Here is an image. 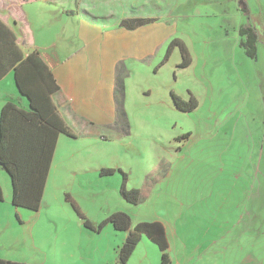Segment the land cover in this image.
Here are the masks:
<instances>
[{"label": "crops", "instance_id": "0c3cea01", "mask_svg": "<svg viewBox=\"0 0 264 264\" xmlns=\"http://www.w3.org/2000/svg\"><path fill=\"white\" fill-rule=\"evenodd\" d=\"M34 1L36 0H0V20L15 35L23 57L37 50L53 73L58 89L51 95V99L74 137L62 133L57 136L39 208L31 210L14 206L11 203V210H9L12 211L20 226L22 223L24 225L30 222L36 224L42 219L43 215L40 212L43 208L54 204L51 198L56 202L55 206L59 207H54L43 221L60 229L52 246L55 257L52 259L46 256L42 259L34 258L36 262L29 260L30 257L26 251L28 237L22 236L11 239L9 245L12 251L6 256H2L0 251V257L29 264H59V259H63L64 264H89L88 261L93 260L95 252H98L101 255L111 253V257L101 264H121L117 253L128 231L138 223L152 222H158L163 226L167 241L166 252L170 257L172 236L170 224L159 216L137 217L139 207L136 206L141 205L150 197L157 189V181L164 179L167 175L159 161L158 168L154 171L157 174L156 178L149 180L147 175L143 187H129L127 175L126 188L139 190L140 199L137 204H130L123 199L119 182L115 184L114 193L121 203L119 202L115 207L109 206L101 217L94 218L85 212L76 199V192L73 191L76 181L80 185L82 183L83 186L86 183V181L82 182L78 175L88 172L99 174L102 168H121L119 164H116V167L107 166L99 156L95 157L94 152L87 150L77 152L71 148L77 142L88 144L87 142L100 140H127L126 138L132 135L134 126H156L160 112L171 113L177 110L171 97L172 92L183 100H188L190 96L194 97L197 101V107L194 110L201 107L203 104L201 102L208 97V89L201 82H197L194 78L188 80V83L184 80L185 88L183 86L182 91H177L174 88L178 80L177 71L173 72L172 78L168 80L159 77L160 69L166 63L173 62L177 67L182 61L179 46H174L166 62L157 67L172 40H178L187 51L189 64L186 67H177L183 72L204 59L207 63L209 61L213 64L210 70L221 61L235 62L236 50L240 47L242 55L238 56H241V64L232 66V71L228 74L226 71L225 79L230 82L228 85L234 79L240 83L244 82V77H250L251 72L244 68L246 65L244 58L249 57L240 46L242 38L239 35V29L250 26L259 34L256 56L254 59L249 58L255 62L258 61L260 48H264L262 34L264 0H242L248 14L241 10L238 0H229L230 6L224 5L226 0H206L205 5L198 7L195 12L201 16L219 17L221 22L198 24V27L194 24L191 31H193L195 40L184 33L179 35L170 22V17L178 6L183 9L191 5L192 1H186L185 4L184 0L181 5L177 0H53V2L41 0L53 4L58 13L72 21L74 37L82 45L80 50L68 58L54 61L42 55V46L37 42L31 28L32 25L23 11L26 3ZM125 18L154 19V21L127 29L120 24ZM225 45L226 48H223ZM202 69L206 70V63L203 64ZM260 74L264 75V72ZM260 74L258 77L264 80ZM210 75L211 73L204 74L202 78L210 85H215L218 78L217 73L211 77ZM133 82H135L137 89L135 93L138 98H134V102L130 103ZM6 101L19 103L21 107L26 108V99L20 95L15 85L12 68L0 78V110ZM234 101L239 105L245 104L243 95H238ZM262 108L264 112V106ZM131 109L135 112L134 119L130 116ZM188 131L189 134L192 133L191 130ZM250 133L251 130L248 129V134ZM174 141V139L169 140V146L163 144L152 146L150 150L163 157L172 158L174 153L181 148L177 146L179 142ZM137 149L140 151L139 148ZM62 155L65 160L61 158ZM123 169L126 170V168ZM4 172L5 170L0 166V176L3 179L0 185L5 200L9 197V191L7 175ZM113 174L115 173L111 175ZM99 177L103 176L99 175ZM77 210L93 226L116 212L129 214L131 223L127 230H116L111 222H106L102 229L96 232L84 227ZM23 211L28 213H22ZM249 215L251 216L250 213ZM5 219L3 221L4 219L0 217V232L11 226L12 215L9 214V217ZM22 232L26 234L24 230ZM30 234L32 235V232ZM82 239L86 240L85 250L81 244ZM137 250L142 252L138 258L135 257ZM161 253L158 245L142 234L139 243L125 264H159Z\"/></svg>", "mask_w": 264, "mask_h": 264}, {"label": "rangeland", "instance_id": "374dc122", "mask_svg": "<svg viewBox=\"0 0 264 264\" xmlns=\"http://www.w3.org/2000/svg\"><path fill=\"white\" fill-rule=\"evenodd\" d=\"M177 1L182 5L184 0ZM186 1L193 3L183 9L178 6L170 17L172 27L179 35L184 33L195 40L191 31L194 24L198 27V24L221 22L219 17L201 16L195 12L205 5L206 0H185V4ZM224 5L230 6V1L226 0ZM23 11L42 46L43 56L53 61L63 60L80 50L82 45L74 37L72 21L58 13L53 4L36 0L26 3ZM236 51L235 62H218L212 70L213 64L207 63L206 59L184 72L179 71L173 62L160 69L159 77L164 80L172 78V73L177 71L178 80L174 84L177 91H182L184 80L188 83L191 78L205 85L208 97L204 102L200 100L203 104L200 103L198 109L162 111L156 126H134L127 140L77 142L71 148L77 152H94L95 157L99 156L109 167L119 164L128 175L129 187H143L147 175L149 180L155 179L157 174L154 171L159 161L167 175L157 181L154 193L136 206L139 207L137 217L159 216L170 224L172 264H264V80L258 77L264 72V48H260L258 61L244 58V68L251 72L250 77H244L241 83L234 79L228 85L226 71L228 74L232 66L241 64V56H238L242 55L241 48ZM205 63L206 70L202 69ZM207 73L212 76L217 73L215 85L204 81L202 76ZM134 83L130 103L138 98ZM238 95H243L244 105L235 103ZM129 112L134 119V110ZM188 130L192 133L189 134ZM172 139L181 147L172 158L150 150L155 145L169 146L168 141ZM61 158L65 160L63 155ZM114 173L107 177L90 172L78 175L86 183L83 186L76 181L73 191L89 216L101 217L109 206H118L120 199L114 188L115 184L121 183V174ZM6 177L9 197L0 203V217L5 221L10 214L12 221L11 226L0 232L1 255L6 256L12 251L11 239L22 236L28 237L26 251L29 260L36 262L34 258L44 256L54 258L52 246L60 229L43 221L54 207L59 206H55L56 202L51 198L54 204L43 208L41 221L20 226L9 211L12 206L11 182L8 175ZM2 180L0 176L1 184ZM85 241L81 240L84 250ZM137 251L135 257L138 258L142 252ZM110 257L111 253L101 255L95 252L94 259L88 262L101 264ZM59 262L64 264L63 259Z\"/></svg>", "mask_w": 264, "mask_h": 264}, {"label": "trees", "instance_id": "16d2710c", "mask_svg": "<svg viewBox=\"0 0 264 264\" xmlns=\"http://www.w3.org/2000/svg\"><path fill=\"white\" fill-rule=\"evenodd\" d=\"M241 10L248 14L242 0H238ZM68 13V11H66ZM154 19L125 18L121 26L133 29ZM264 36V24L262 28ZM242 40L240 46L245 54L254 59L256 56L259 34L250 27L239 29ZM174 46H179L182 61L177 67L189 64L187 51L178 40H172L163 59L157 67L162 66ZM13 70L15 85L22 97L26 99V108L19 103L6 101L0 110V166L5 170L11 182V203L31 210H37L43 195L45 181L53 156L57 136L62 133L71 137L74 134L58 114L51 95L58 89L53 73L43 61L37 50L26 57L16 42L13 32L0 20V78L9 69ZM174 106L181 111L190 112L197 107V101L190 96L183 100L171 93ZM121 174L120 194L130 204H137L140 199L138 189H127L125 186L127 174L121 169L102 168L99 175ZM3 191L0 185V200ZM84 227L99 232L106 222H111L116 230H127L131 219L126 212L111 214L106 220L93 226L77 210ZM145 234L161 250L159 264H172L166 252L167 241L163 226L158 222L138 223L128 234L118 249V261L125 264L133 250ZM0 264H29L5 260L0 257Z\"/></svg>", "mask_w": 264, "mask_h": 264}]
</instances>
